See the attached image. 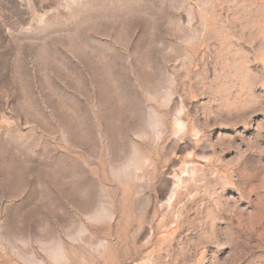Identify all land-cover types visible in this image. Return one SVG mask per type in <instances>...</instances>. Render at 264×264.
<instances>
[{"label": "rangeland", "instance_id": "374dc122", "mask_svg": "<svg viewBox=\"0 0 264 264\" xmlns=\"http://www.w3.org/2000/svg\"><path fill=\"white\" fill-rule=\"evenodd\" d=\"M0 264H264V0H0Z\"/></svg>", "mask_w": 264, "mask_h": 264}]
</instances>
